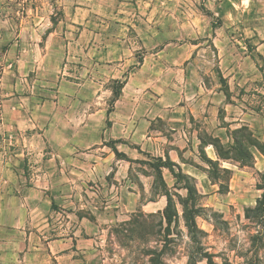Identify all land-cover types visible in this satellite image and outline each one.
<instances>
[{
    "label": "crops",
    "instance_id": "crops-1",
    "mask_svg": "<svg viewBox=\"0 0 264 264\" xmlns=\"http://www.w3.org/2000/svg\"><path fill=\"white\" fill-rule=\"evenodd\" d=\"M172 1L65 2L66 20L77 27V35L67 42L70 60L80 61L87 71L85 76L75 75L77 88L69 95L73 106L86 96L87 111L76 113L68 125L71 131L61 128L66 134L61 137L59 121L64 119L59 117V102L65 95H59V75H45L54 66L59 68L58 25L48 30L40 8L26 9L24 15L17 7L26 0H0V264H85L83 259L89 262L94 255L93 245L109 210L128 209L122 194L111 206L110 188L104 183L99 187L98 180L126 177L129 170L136 171L134 165L141 167L137 161L161 158L169 160L197 193L215 196L221 182L209 175L204 159L228 172L236 167L218 156L209 139L232 145L234 133L246 128L264 141V107L257 115L250 100L264 95V85L259 84L264 80V37L253 39L262 28L254 26L252 35L246 34L252 39L249 47L235 40L225 26L212 32L223 83L214 82L213 76L195 69L201 63L200 44L179 41L182 32L192 39V22L174 24L171 18L186 19L189 13L162 6ZM253 1L206 0L205 6L211 15L235 18ZM139 53L141 62H136ZM160 66H165L162 79H168V73H182L180 90L143 88L144 78L159 79ZM100 72L105 77H97ZM104 78L125 84L109 114L99 109L105 111L108 124L96 136V98L112 94L108 89L97 92V82ZM112 142L123 157L115 155L108 145ZM84 145L87 151L81 152ZM249 151L254 169L264 171V154L256 147ZM237 170L231 173L235 183L242 178L241 168ZM161 175L170 193L186 196L184 183L175 186L168 169L162 168ZM137 177L143 193L151 192L153 175ZM126 192L135 206L139 194L133 187ZM97 204L103 210L98 214ZM142 206L149 211L163 209L166 197L160 191L145 198Z\"/></svg>",
    "mask_w": 264,
    "mask_h": 264
},
{
    "label": "rangeland",
    "instance_id": "rangeland-1",
    "mask_svg": "<svg viewBox=\"0 0 264 264\" xmlns=\"http://www.w3.org/2000/svg\"><path fill=\"white\" fill-rule=\"evenodd\" d=\"M66 1L26 0L22 6L17 7L24 12V15L27 13L26 9L40 8L41 15L44 18L43 21L47 24L48 30H53L55 25H58L59 72L54 66L51 72L45 75L54 78L59 75V90L63 91V93L59 91V95H65L59 102L61 105L59 117L63 115L64 119L63 123L59 121V136L61 137L66 135L60 131L61 128L64 132L71 131L69 126L72 124V119L76 116V113L81 116L87 111L86 96L79 97L80 102H76L73 106L72 96L69 95L72 89L77 88L73 84L77 81L75 75L85 76L87 71L80 61L70 60L72 51L69 52L67 42L75 38L77 27L72 28L69 21L66 20L63 11ZM172 2L167 6H162L167 7L170 11H186L189 13V15L186 14V19L183 15L171 18L174 24L183 25L189 19L192 22V39H188V34L182 32L179 41L188 40L200 44L197 58L201 63H197L195 69L204 76L209 75L210 78L213 76L214 82L223 83L214 57L215 49L213 48L212 32L215 29L225 26L227 33H231L235 40L246 44L248 47V41L252 39L246 38V34L251 36L250 30L254 26L262 29L259 31L260 34L253 37V39L260 40L261 37H264L263 1L254 0L246 8L241 7L245 11L243 13L241 11V15L235 18L208 16L206 14V0H174ZM253 12H255L254 15H252ZM190 16L191 18H189ZM219 37L221 38L220 35ZM221 39L222 41H229L228 36H223ZM135 58L138 62L141 59L140 53L136 54ZM207 60L210 63H206ZM164 67L160 66L161 75L159 79L151 81L144 78L148 79L144 81L145 87L143 88L145 90L152 88V90L160 92L163 91L161 87H165L169 91L180 90L183 85L182 73L176 71L172 75L168 73L166 77L173 79H162L160 77L165 72L162 71ZM99 76L105 77V74L103 72L97 73V77ZM61 83L65 85L60 86ZM259 84L264 85V80L259 81ZM105 89L111 91L112 94L105 96L104 93H101L96 98L97 113L93 121L95 124L93 134L96 136L101 132V128L107 124L105 111L101 113L99 109L104 108L107 112L111 108V103L113 106V90H117L118 85L114 83V80L100 79L97 82L96 90L100 93ZM250 100L253 102L251 106L256 114H261L264 107V95L257 94L253 98L251 97ZM66 107L67 111L63 110ZM86 134L87 130H85ZM244 135H248V132L245 131ZM68 136H71V134ZM251 142L248 139L242 140L245 148L249 147ZM228 146L230 144H224L225 148ZM86 151L87 145L81 146V152ZM231 163L236 167H230L232 172H238L237 167L241 168L242 178L238 183L233 180L232 172L223 173L220 170L218 180L221 182V187L215 196L196 193L194 202L195 208L198 209L195 216V224L198 230L195 237L196 242L191 239L188 233L182 216L183 209L179 203L186 196L182 197L174 191L170 193L173 202L170 210L173 215L170 226H167L163 219L164 208L149 211L142 206L145 198L154 197L161 191L153 170L147 171L149 169L148 165L140 164L141 167L134 165L133 168L136 171L129 170L126 177L118 176L117 179H114L111 175L105 180H98L97 185L99 187L101 183H104L105 186L110 188L111 206L118 203V201H115V196L119 197L122 194L123 203L127 205L128 209L113 207L109 210L107 213L108 218L100 226L102 231L101 229L98 230L97 239L93 245L95 248L93 257L89 259V262L87 258L83 259L82 256L81 259L85 264H189L191 261L195 264H206V259L200 255L205 254L211 256L215 264H251L255 261L258 264H264V217L260 213L257 214L251 211L255 209L256 201L262 194V190L258 188L264 186V171H256L251 161L245 162L244 165L246 166H240L235 161ZM143 165L146 166V169L143 168ZM212 171L213 169L209 167L208 172ZM139 173H151L153 175V186L148 194L143 193V183H140L139 177H137ZM147 183L150 185L149 181ZM132 187L135 188L136 195L139 194L136 197L135 206H133V198L129 199L126 192V189ZM178 197H180V200ZM96 207L97 209L94 210L96 214H98V211H103L98 208V204ZM191 257L193 260H190Z\"/></svg>",
    "mask_w": 264,
    "mask_h": 264
},
{
    "label": "trees",
    "instance_id": "trees-1",
    "mask_svg": "<svg viewBox=\"0 0 264 264\" xmlns=\"http://www.w3.org/2000/svg\"><path fill=\"white\" fill-rule=\"evenodd\" d=\"M206 11V10H205ZM206 14L208 16H211V14L206 11ZM214 27V26H213ZM141 62V59L138 61ZM114 83H116L118 85V89L117 90H113V103L114 101L119 97L120 92L125 84V80H114ZM112 109V103H111V108L107 111V114H109L111 112ZM108 124V122H107ZM247 131L248 135H244V132ZM239 134V135H238ZM234 138H233V144L228 146L227 148H225L218 140H211L209 139L210 143L215 147L218 156L221 159L224 160H229V161H235L236 163H238L240 166H246L244 165L245 162L247 161H251L252 160V155L249 151V149L251 147H256L261 153L264 154V141L260 142L258 141L256 138H254L251 134V132H249L246 128H241L239 130H237L234 133ZM243 139H248V141H252L249 145V147L245 148L244 145L242 144V140ZM115 142H112L110 145L111 149L113 150V152L115 153V155L117 157L121 156L123 157V155L117 153L114 144ZM146 155V154H145ZM147 157L149 158V156L147 155ZM205 162L207 163V165L209 167H211L213 169L212 172H209V175L214 178V179H219V171L221 170V172L226 173L228 171L226 170H222L218 167V164L215 162H212L210 160L204 159ZM137 163L140 164H146L149 166V168H151L155 174V179L158 181V187L161 190L162 195H164L166 197V206L164 207V211L162 213L163 215V219L166 223L167 226H170L172 223V214L170 212L172 206H173V202H172V197L170 195V192L168 191L167 187L165 186L163 179H162V175H161V169L162 168H166L168 169L171 174L173 175V177L175 178V186L179 184H183L184 183V188L187 190V194H186V198L180 200V197H178V199L180 200V205L182 206L183 209V218L185 220V225L187 227L188 233L191 236V239L195 241V237H196V232L198 231L196 228V224H195V216L197 215L198 209L195 208L194 202H195V196H196V190L194 188V186L189 185L188 181L186 180V178L181 174V173H176L173 170V164L169 161V160H165L163 161L161 158H150V161H137ZM259 190H262V194L260 196V198L256 201V207L255 209L251 210L255 213H260L262 217H264V186L261 188H258ZM202 257H204L206 259V264H215L212 260V257L209 255H203L200 254ZM190 260H193L192 257L190 258ZM189 264H195V262L191 261V263ZM251 264H258L256 261L255 263H251Z\"/></svg>",
    "mask_w": 264,
    "mask_h": 264
}]
</instances>
